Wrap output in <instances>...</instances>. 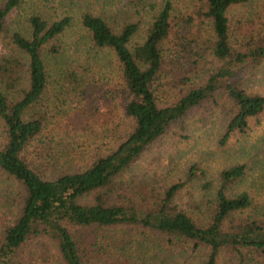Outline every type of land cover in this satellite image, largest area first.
I'll list each match as a JSON object with an SVG mask.
<instances>
[{"label": "trees", "instance_id": "obj_1", "mask_svg": "<svg viewBox=\"0 0 264 264\" xmlns=\"http://www.w3.org/2000/svg\"><path fill=\"white\" fill-rule=\"evenodd\" d=\"M21 1L0 5V264H264V211L246 190L232 191L246 164L225 167L217 185L207 184L209 193L190 205L179 195L198 175L195 166L181 181L126 178L196 106L228 98L223 143L259 120L264 95L249 84L264 62V9L233 20L231 9L249 0H194L185 13L163 0L142 28L136 20L114 28L83 10L75 20L31 14L25 29L10 30L6 20ZM75 23L103 54L95 69L109 86L104 98L119 96L130 119L114 148L80 163L69 157L67 139L80 125L98 126L91 118L98 108L85 105L71 116L70 107H50L47 97L51 85L84 97L90 83L89 58L67 56L60 40ZM109 55L116 83L103 79Z\"/></svg>", "mask_w": 264, "mask_h": 264}, {"label": "rangeland", "instance_id": "obj_2", "mask_svg": "<svg viewBox=\"0 0 264 264\" xmlns=\"http://www.w3.org/2000/svg\"><path fill=\"white\" fill-rule=\"evenodd\" d=\"M163 0H22L20 6L14 10L6 20L10 30L26 28L27 18L31 14H40L45 18H54L62 14H71L74 20L83 10L102 14L107 22L114 28L123 22L138 21L142 28L148 21L152 9H157ZM194 0H172L176 10L185 13L191 9ZM2 0H0V5ZM264 9V0H249L245 5H239L231 9L230 16L234 19L245 18L250 11ZM140 31L136 33L135 40L141 38ZM202 40L207 41L209 35L202 32ZM1 38V36H0ZM65 47V54L79 51L89 58L91 69L88 70L90 83L85 85V96L80 97L74 91L64 92L52 85L48 88L50 94L49 106L55 103L70 107L68 113L75 116L82 112V107L89 105L98 108V113L92 119L97 124L79 126L73 138L67 139V146L71 151L69 157L83 161L88 155L102 153L114 148L118 141L124 137L130 126V119L124 115L121 104L122 99L117 96L113 99H105L109 93L102 87L99 81L95 63L104 62L103 54L93 49L91 39L85 28L78 23L69 27L60 37ZM0 51H5L0 44ZM98 56H102L99 58ZM207 65L212 57L205 53ZM110 65L107 77L111 83L117 82L114 60L109 55L106 57ZM204 60V57H203ZM52 67L55 65L53 61ZM81 72H83L81 70ZM110 72V73H109ZM56 75H51L53 81ZM105 86V85H104ZM250 91L260 92L264 95V62L255 69V76L249 84ZM52 101L53 104H52ZM59 106V105H57ZM99 106V107H98ZM230 109V102L225 95L217 98L216 103H203L193 108L183 121L175 123L170 129L152 143L139 160L127 170L126 178L137 179L140 177H154L159 182L181 181L191 166H195L204 172V176L198 175L193 181L187 183L181 190L179 198L190 205L198 203L202 196L209 193L208 186L214 188L218 183L220 171L235 163L246 164V171L242 178L232 183V191L246 190L256 210L264 211V113L259 120L254 118L250 127L244 133H231L223 143L225 123L223 115ZM229 113V112H228ZM105 125H109L105 130ZM69 143V144H68ZM209 184V185H207ZM207 185V186H206ZM252 207V209H254Z\"/></svg>", "mask_w": 264, "mask_h": 264}]
</instances>
